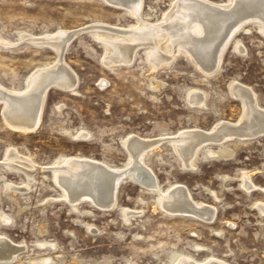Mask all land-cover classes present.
Here are the masks:
<instances>
[{"label": "rangeland", "instance_id": "374dc122", "mask_svg": "<svg viewBox=\"0 0 264 264\" xmlns=\"http://www.w3.org/2000/svg\"><path fill=\"white\" fill-rule=\"evenodd\" d=\"M174 2L143 0L142 14L160 22ZM97 23L129 27L135 20L102 0H0V37L16 43L0 47L3 87L20 90L33 72L55 62L53 51L17 41L21 33L79 32L63 56L77 81L74 94L51 87L41 124L29 134L9 129L0 108V215L10 222H0V236L21 249L12 263L0 264L46 259L49 264H168L176 254L227 264H264V214L256 207L264 205L263 135L227 143L231 151L227 158L211 160L202 149L194 171L183 168L167 143L146 160L162 191L181 184L193 201L216 208L210 225L166 215L157 193L128 179L120 182L112 210L87 201L73 207L62 201L47 170L69 156L120 169L128 162L122 141L129 135L153 139L189 128L210 130L218 122L238 123L242 105L230 94L234 84L252 90L264 109V35L258 25L246 24L235 37L243 53L229 45L219 72L205 77L181 55L168 68L151 73L143 51L131 66L109 71L101 62L102 45L82 32ZM191 91L207 94L201 110L188 105ZM81 131L90 134L88 140L76 139ZM9 150L23 170L37 169L24 194L6 193L1 181L14 187L25 184L23 172L5 165ZM245 174L253 186L249 191L243 189ZM123 209L140 215L126 223ZM196 246L207 247L209 253H195Z\"/></svg>", "mask_w": 264, "mask_h": 264}, {"label": "bare ground", "instance_id": "6f19581e", "mask_svg": "<svg viewBox=\"0 0 264 264\" xmlns=\"http://www.w3.org/2000/svg\"><path fill=\"white\" fill-rule=\"evenodd\" d=\"M102 1L122 9L135 20V25L129 27L97 23L83 29L82 32L85 31L102 45L101 62L109 71H113L115 67L131 66L136 54L143 51L151 73L168 68L181 55L203 76L212 77L221 69L229 45L235 44L234 49L243 53L235 37L246 24H257L260 33L264 35V0H227L221 4L209 0H175L163 19L157 23L150 21V16L142 14L143 0ZM74 31L60 30L42 36L21 33L18 36L17 41H26L37 48L53 51L55 62L33 72L20 90L0 84L1 116L9 129L22 134L34 132L41 124L46 97L51 87L65 90L68 94L76 92L77 81L74 73L63 61L72 38L79 34ZM15 45L16 43L5 42L0 37V47L6 49ZM230 94L242 105V115L238 123L218 122L210 130L189 128L180 130L173 136L162 135L153 139L129 135L122 141L128 155V162L123 168L117 169L93 158H59L47 170L53 175V183L61 192L62 201L73 207L87 201L104 210H112L116 207L120 182L128 179L151 193H157L159 206L166 215L192 217L210 225L216 216V208L193 201L187 188L181 184L170 185L162 191L146 160L159 151L162 144L167 143L183 168L194 171L195 161L202 149H206L209 159L218 160L230 156L227 143L264 136V109L259 106L253 91L243 85L234 84L230 88ZM206 99L207 94L191 91L186 101L189 106L201 110L205 107ZM89 137L87 131H81L76 139L86 141ZM5 161L10 170L25 174V184L16 187L1 179L5 192H11L13 196L28 192L37 169L29 166V169L23 170L19 166L20 159L10 150L7 151ZM38 170L44 171L42 168ZM249 180V174L242 178L245 191L253 189ZM256 207L264 214V205L259 204ZM122 214L128 223V219L140 215V212L123 209ZM0 222L6 225L10 223L3 215H0ZM193 250L195 253H209L207 247L196 246ZM20 251V247L0 236V263H12ZM50 262L46 259L30 264ZM168 264L227 263L211 257L196 260L192 256L176 254Z\"/></svg>", "mask_w": 264, "mask_h": 264}]
</instances>
